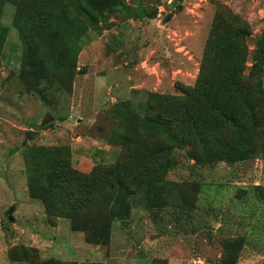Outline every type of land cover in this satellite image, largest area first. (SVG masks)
Instances as JSON below:
<instances>
[{
  "label": "rangeland",
  "instance_id": "obj_1",
  "mask_svg": "<svg viewBox=\"0 0 264 264\" xmlns=\"http://www.w3.org/2000/svg\"><path fill=\"white\" fill-rule=\"evenodd\" d=\"M28 2L6 6L1 17L8 36L0 59V264H24L9 260L16 244L61 264H264L259 157L208 165L192 147L176 146L162 183L172 193L168 203L146 207L134 194L125 224L112 221L101 245L71 230L67 219L47 217L36 199L40 185L50 183L53 157L84 173L115 163L121 146L111 142L112 130L141 118L147 92L177 94L194 84L218 4L248 21L246 67L253 61L264 68V52L255 60L252 54L264 37V0H124L153 17L122 10L109 17V28L88 31L68 91L47 75L28 87L19 74L17 32ZM260 79L264 86V72ZM239 236L246 240L237 259L224 263L223 240Z\"/></svg>",
  "mask_w": 264,
  "mask_h": 264
},
{
  "label": "trees",
  "instance_id": "obj_2",
  "mask_svg": "<svg viewBox=\"0 0 264 264\" xmlns=\"http://www.w3.org/2000/svg\"><path fill=\"white\" fill-rule=\"evenodd\" d=\"M22 1L0 0V59L5 57L8 36V27L1 22L4 8L20 7ZM28 1L17 32L19 74L28 87L48 76L71 90L79 47L88 31L109 28V17L122 10L132 17L154 15L143 6L128 9L124 0ZM250 34L246 19L218 4L194 84L180 86L177 94L147 92L138 104L141 118L130 122V128L112 130L111 142L121 146L115 163L84 173L66 158L53 157L47 176L50 183L40 185L36 197L45 215L67 219L69 228L83 232L89 243L105 244L112 221L125 224L128 219L134 194H140L146 207L168 203L172 193L162 183L173 167L171 153L176 146L192 147L208 165L264 159V86L260 79L264 68L253 61L246 67ZM255 44L253 60L264 52V37ZM33 134L27 130L26 138ZM245 240V236L223 240L221 260L237 259ZM38 253L37 248L23 244L8 250L11 262L61 264L57 258H43Z\"/></svg>",
  "mask_w": 264,
  "mask_h": 264
},
{
  "label": "water",
  "instance_id": "obj_3",
  "mask_svg": "<svg viewBox=\"0 0 264 264\" xmlns=\"http://www.w3.org/2000/svg\"><path fill=\"white\" fill-rule=\"evenodd\" d=\"M139 3H141L140 1H139ZM10 211V210H9ZM8 219L9 220H12V217L10 216V214L8 215Z\"/></svg>",
  "mask_w": 264,
  "mask_h": 264
},
{
  "label": "crops",
  "instance_id": "obj_4",
  "mask_svg": "<svg viewBox=\"0 0 264 264\" xmlns=\"http://www.w3.org/2000/svg\"><path fill=\"white\" fill-rule=\"evenodd\" d=\"M83 43V42H82Z\"/></svg>",
  "mask_w": 264,
  "mask_h": 264
}]
</instances>
